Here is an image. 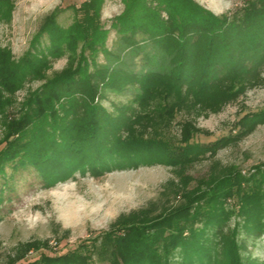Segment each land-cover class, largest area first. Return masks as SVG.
<instances>
[{
  "label": "trees",
  "instance_id": "1",
  "mask_svg": "<svg viewBox=\"0 0 264 264\" xmlns=\"http://www.w3.org/2000/svg\"><path fill=\"white\" fill-rule=\"evenodd\" d=\"M104 2L70 5L67 26L57 20L63 8L55 7L18 59L0 46V204L13 173L28 166L47 188L75 174L167 165L179 175L170 183L182 201L119 215L89 242L62 254L41 252L26 264H264L248 249L264 240V163L245 173L224 169L190 189L183 174L264 123V111L245 114L235 134L191 141L197 119L264 86V0H243L220 14L195 0H120L107 28ZM13 9V0H0V24L10 22ZM60 58L65 65L48 73ZM29 82L39 84L10 116L15 92ZM177 114L183 119L173 141L164 135ZM39 244H20L7 264Z\"/></svg>",
  "mask_w": 264,
  "mask_h": 264
},
{
  "label": "rangeland",
  "instance_id": "2",
  "mask_svg": "<svg viewBox=\"0 0 264 264\" xmlns=\"http://www.w3.org/2000/svg\"><path fill=\"white\" fill-rule=\"evenodd\" d=\"M14 9L9 23L0 24V46L10 49L14 59L20 58L27 50L42 18L55 7L63 8L58 22L67 26L73 20L70 5H79L83 0H13ZM214 14L231 11L243 0H195ZM123 8L120 0H105L101 10V21L107 28L113 16ZM115 38L110 30L107 46ZM140 52L132 61L134 67L140 61ZM99 60L102 56L99 55ZM65 58L53 62L52 70L65 65ZM264 76V72H263ZM39 82L25 83L13 96L12 105L7 109L10 116L17 114L23 98L30 88ZM112 99V97L110 98ZM110 108L109 102H103ZM264 111V86L249 90L237 101L227 105L221 112L199 118L191 141L213 142L236 133L238 121L245 114ZM175 121L164 137L176 141L179 138V122ZM3 126L0 123V148L3 146ZM264 163V123L237 143L222 147L213 156H205L184 170L190 177L187 188L194 187L211 175L224 169L236 168L241 173L252 166ZM9 170V169H8ZM9 172V171H8ZM179 175L167 165L140 166L130 170H115L101 176L75 174L73 178L59 181L54 186L44 187L32 167L19 168L13 173L0 204V264H7L19 245L39 241L38 249L28 250L15 264H26L39 257L41 252L62 254L74 249L79 243H87L99 233L109 230L119 215H126L145 207L154 212L176 206L182 201L173 191L170 181L178 184ZM1 182V180H0ZM251 256L257 261L264 260V240L249 243ZM96 260V259H95ZM99 264H107L106 261Z\"/></svg>",
  "mask_w": 264,
  "mask_h": 264
}]
</instances>
